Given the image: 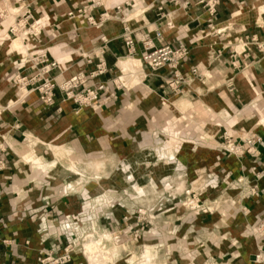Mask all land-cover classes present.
Masks as SVG:
<instances>
[{"label": "crops", "instance_id": "crops-1", "mask_svg": "<svg viewBox=\"0 0 264 264\" xmlns=\"http://www.w3.org/2000/svg\"><path fill=\"white\" fill-rule=\"evenodd\" d=\"M31 1L26 0L27 3ZM86 1L38 0L31 3L30 10L34 19H47L36 49L44 50L49 60L58 62L59 69H53L49 77L61 81L76 72L87 74L92 71L96 59L86 64L81 57L97 56L103 62L105 72L88 81L93 85L108 84L106 93L99 92L98 105L77 107L63 100L56 90L50 108L42 107L35 93L17 100L15 88L7 77L15 73L12 62H18L17 54L25 51L28 45L21 44L18 50L11 49L10 43L0 46V135L8 147L6 166L0 171V264H39L45 253L60 254L63 234L70 236L73 230L81 228L79 218L90 212L79 207L77 196L80 193L63 192L64 185H71L68 177L71 167L81 165L88 155L103 157L112 150L123 152L124 146L129 152L132 147L138 150L139 144L131 142L147 129L151 114L157 111L161 102L169 104L161 105L165 108L162 112L166 118L167 113H177V108L183 104L191 105L209 121L208 133L214 138L231 133L239 140L258 137L260 143L255 146L253 155L241 157L218 154L213 147L207 150L205 160L199 158L201 149L192 143L176 142L172 149H164L165 155L161 153V156L173 158L182 168L190 167L192 185L199 183L198 169L203 167L202 188L207 194L216 193V179L222 186L239 182L244 211L235 209L223 219L217 218L222 216L218 212L205 213L209 217L197 214L199 224L178 227L181 232L191 228L197 232L208 230L211 236L217 234L218 238L206 242L207 237L201 244L202 248L209 249L210 255L200 251L197 256L193 255V261H189L187 254L184 256L176 251L174 255H168L166 248L153 250L152 247L149 252L152 257L145 254V260L148 264H256L254 256L259 247H264V52L258 53L249 44V53L242 60L240 69L232 70L230 62L232 52L239 49L236 44L244 38L249 41L254 36L264 48L261 18L264 0H220L208 36L199 34L206 32V15L199 8L191 7L183 12L170 7L163 11L169 13L168 17L161 20L157 19L154 10H144L159 0H136L139 15L125 24H122L125 20L120 21L121 16L127 18L133 13V0L102 1L103 7L90 13L95 21L104 11L111 13L115 6L121 9L124 4L133 6L132 10L125 9L116 15L119 17L101 19L96 27L66 17ZM7 4L10 6V0ZM6 20L2 23L3 31L9 24ZM167 21L173 26L171 29L165 27ZM123 27H128L135 36L156 29L162 43L168 45L176 38L184 42L195 41L189 48L188 61L179 68L184 79L179 94L172 95L166 88L167 71L152 74L139 63L135 72L137 85L131 83L133 88L125 87V83H120V88L111 85L119 78L116 72L124 74L119 63L129 58L121 39ZM15 41L20 43V40ZM154 44L158 46L157 42ZM135 52L140 53L139 45H135ZM124 58L126 60L120 61ZM132 59L137 61L138 58ZM27 66L19 71L21 75L32 73ZM192 67H196L204 78H191L189 70ZM169 108L171 112L167 111ZM174 149L175 154H170ZM257 173L263 174L259 180L254 179ZM76 177L82 178L81 175ZM232 179L235 182H231ZM253 185L257 187V197L249 196ZM201 216L212 219L214 224L209 227L201 224ZM218 221L224 224L218 225ZM65 228H68L67 232ZM85 246L84 252L91 264H100ZM114 252L113 248L106 250L102 254L103 263ZM84 260L83 257H71L72 264ZM260 264H264V256Z\"/></svg>", "mask_w": 264, "mask_h": 264}, {"label": "rangeland", "instance_id": "rangeland-1", "mask_svg": "<svg viewBox=\"0 0 264 264\" xmlns=\"http://www.w3.org/2000/svg\"><path fill=\"white\" fill-rule=\"evenodd\" d=\"M133 1L138 6V2ZM127 10H130L129 7ZM132 12L127 18L122 15L120 21L137 17L139 8L136 7ZM261 18L264 22V13ZM6 21L10 25L12 17H7ZM208 33L209 30H206L203 35L208 36ZM15 40L10 39L3 44L10 43L11 49L18 50L21 42ZM232 42V45L236 44ZM236 46L238 47L239 43ZM125 58L120 61L127 59L128 68L123 75L119 74V70V73L116 72L118 74L116 77L119 76L121 79L118 81V78L113 87L120 88V83H125V87H131V83L132 85L138 83L136 80L138 76L135 73L138 63ZM161 105L169 104L161 102ZM161 105L151 114V120L148 119L147 129L142 130L139 138L131 140V143L139 144L138 150L132 147L129 152L127 146H124L123 152L117 153L111 149L112 151L105 153L103 157L88 155L81 165L69 168L68 177L71 185H64L63 192L80 193L77 196L79 207L87 208L90 212L79 218L81 228L73 230L70 236L63 234L60 254L45 253L40 261L47 258L55 261L61 255L62 249L69 246L71 257H83L85 260L80 264H91L84 252V244L86 251L94 253L100 264H148L149 261L145 260L144 256L147 254L152 257L149 254L152 247L153 250L166 248L168 255H174L176 251L183 253L184 256L187 254L189 261H193L194 256L200 251L210 255L209 249L202 248L201 244L207 237L209 238L206 242L211 241L213 237L218 238L217 234L211 236L208 230L191 231L190 227L188 230L185 228L184 232L177 229L181 225L199 224L197 214L218 212L222 216L217 218L223 219L230 211L242 209L240 199L243 192L240 183L222 186L218 185L219 180L216 179L214 186L216 193L207 194L202 188V181L205 178L201 172L203 167L198 169L199 183L192 185L190 167L182 168L173 158L171 160L167 156L163 157L161 153L165 155L164 149H172L176 142L192 143L201 149L199 158L205 160L208 149L215 147L218 154L230 155L223 150L226 142L233 141L234 145H239L242 140L231 133L219 135V138L212 137L208 133L209 121L195 112L191 105L183 104L184 106L177 108V113H167V118L162 112L165 108ZM201 109L206 111L205 108ZM167 111L171 112L170 108ZM243 148L245 149L244 146ZM170 154L174 155L175 149ZM78 175L82 178L76 177ZM233 180L231 182H235ZM75 182L76 188L73 189ZM205 216L209 217V214ZM201 217L203 218L201 224L207 227L214 224L212 219ZM217 224L224 223L218 221ZM65 230L67 232L68 228ZM112 248L115 250L114 254L107 256L103 263L105 258L102 254L106 250L111 251ZM263 256L264 254L261 256L262 261ZM67 264L72 263L69 261Z\"/></svg>", "mask_w": 264, "mask_h": 264}, {"label": "built area", "instance_id": "built-area-1", "mask_svg": "<svg viewBox=\"0 0 264 264\" xmlns=\"http://www.w3.org/2000/svg\"><path fill=\"white\" fill-rule=\"evenodd\" d=\"M36 1L38 0H32L31 3ZM102 1L103 0H87L85 5L68 13L66 17L68 19H78L80 24L84 23L87 26L96 27L101 19L106 20L111 16H116L119 13L121 14L125 9L127 10L128 7L132 10L133 6L124 4L123 9H121L120 6H115L111 9L112 14H108L104 11L98 16V21H95L90 13L96 8H102ZM219 2L220 0H159L156 1L155 4L147 6L144 10H154L157 19L161 20L162 18L168 17L169 13L163 12L167 8L172 7L175 10L185 12L191 7H196L206 15V30L211 31L216 7L219 5ZM10 3L9 6L7 0H0L1 31L3 30L2 23L4 20L9 16L12 17V23L8 25L0 36V46L4 42H8L10 39H18L21 44H24V46L28 45V48L25 51L21 54H17L19 58L18 62H12V66L15 67V73L7 77V81L15 88L17 93L16 99H23L27 94L35 93L40 105L44 108H50L53 105V92L56 90L62 95L63 100L70 101L77 107L91 108L98 105L99 96L100 94L106 93L108 84L93 85L89 84L88 81L95 79L105 72L103 62L97 56L91 57L89 55L81 57L85 60L86 64H90L91 59H96V64L92 71L87 74L76 72L70 75L68 79L61 81H57L56 77H49L48 74L53 69H59L58 63L49 60L47 58V53L44 50L36 49V46L39 43L38 37L46 27L45 22H47V19H34L32 11L30 10L31 3H27L26 0H10ZM125 23L126 21L122 22V24ZM165 27L171 29L173 26L170 21H167ZM199 34L202 35L203 32H199ZM254 38L255 37L252 36L249 41L244 38V40L238 42V51H233L231 55L232 59L230 62V68L232 70L240 69L243 66L242 60H244L249 53V44L253 45L258 53L263 54V46L258 44ZM121 39L127 57L132 59L137 56V62L152 74L160 70L167 71L168 79L166 82V88L172 95L179 94V86L184 84V79L180 76L179 68L188 61L189 48L195 44L194 40L191 39L184 42L182 39L176 38L171 45H168L162 43L160 32L156 29H151L150 31L145 30L144 33L135 36L128 27H123ZM154 42H157L158 46H155ZM135 45H139L140 47V53H138V55L135 52ZM239 57L241 58V61L239 60ZM27 64V67L32 70V73L21 75L19 71L25 70ZM189 75L191 78L196 77L197 79L203 77L198 73L196 67H192L189 70ZM111 85L115 86V82H112ZM18 94L20 95L19 98ZM259 143L260 139L252 136L248 139L242 140L239 145H234L233 141H228L223 150L235 157H241L245 154L253 155L254 148ZM7 153L8 147L4 143L3 136L0 135V171L5 169V156ZM262 177V173L254 175L255 180H259ZM249 196H258V190L255 185L250 188ZM242 211H244V208H242ZM263 254L264 247L261 246L258 249V253L254 256V263H262L261 256ZM69 261H71V250L69 246H65L61 251V255L55 261L47 258L41 260L39 263L67 264Z\"/></svg>", "mask_w": 264, "mask_h": 264}, {"label": "bare ground", "instance_id": "bare-ground-1", "mask_svg": "<svg viewBox=\"0 0 264 264\" xmlns=\"http://www.w3.org/2000/svg\"><path fill=\"white\" fill-rule=\"evenodd\" d=\"M125 1V0H124ZM136 7H137V5H135L134 4V6H133V8L134 9H136ZM127 22V21H126ZM164 24V23H163ZM162 24V25H163ZM3 33H2V31L0 30V35H2ZM58 63V62H57ZM133 63V62H132ZM136 63H138L137 61H136ZM119 67H120V70L122 71V72H125L126 70H127V68H128V63L126 62V61H124V62H120L119 63ZM116 83V82H115Z\"/></svg>", "mask_w": 264, "mask_h": 264}]
</instances>
